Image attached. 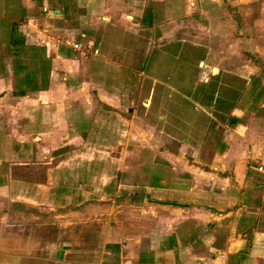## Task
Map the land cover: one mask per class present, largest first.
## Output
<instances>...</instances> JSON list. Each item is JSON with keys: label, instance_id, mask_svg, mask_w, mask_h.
Wrapping results in <instances>:
<instances>
[{"label": "crops", "instance_id": "obj_1", "mask_svg": "<svg viewBox=\"0 0 264 264\" xmlns=\"http://www.w3.org/2000/svg\"><path fill=\"white\" fill-rule=\"evenodd\" d=\"M38 45L48 84L17 88ZM254 47L264 0H0V264H264ZM61 123L45 154L74 156L38 167Z\"/></svg>", "mask_w": 264, "mask_h": 264}, {"label": "rangeland", "instance_id": "obj_2", "mask_svg": "<svg viewBox=\"0 0 264 264\" xmlns=\"http://www.w3.org/2000/svg\"><path fill=\"white\" fill-rule=\"evenodd\" d=\"M260 9V8H259ZM258 12H260V11H258V9L257 10H255V12L254 13H258ZM257 17H260V15H257ZM253 22V21H252ZM186 33L187 34H192L193 36H195V35H198L199 34V31L198 30H195L193 27H189L188 28V30L186 31ZM201 34V33H200ZM143 45H146V42H144V44ZM157 48H161V46H156ZM157 48H156V50H157ZM171 49H175V48H171ZM171 49H168V50H171ZM260 49L261 48H259V47H254V48H252V50H253V53L252 54H254V55H257V54H259V52H260ZM200 51H201V49H199ZM262 51L260 52L261 54H264V48H262L261 49ZM202 52V51H201ZM196 53V51L195 50H193L192 48L190 49V48H187V52H186V54H187V56L189 55H194ZM171 54H172V50H171ZM182 57V56H181ZM263 57V59H264V56H262ZM144 57H139V60H138V62H139V64H140V67L141 66H143V63H144ZM181 60H184V62H185V59L182 57L181 58ZM170 67H169V69H165V70H163V72H165V73H172V72H174V71H176V69L174 70V69H172L171 67V65H172V60L170 59ZM194 64V67H195V65H196V62L195 63H193ZM149 67V66H148ZM173 70V71H172ZM186 71V70H185ZM186 72H188V71H186ZM190 72V71H189ZM192 73V72H191ZM199 73H201L200 74V76L202 75V72L200 71ZM192 74H188V76H191ZM213 89V88H212ZM156 97L158 98V96H157V94H156ZM124 115H129V111H123L122 112ZM12 123H14V122H12ZM125 123V122H124ZM61 126H59V129H58V131H59V137H55V138H53V139H50L49 137H44V139H43V141H42V139H39L38 140V153H39V164H38V167H41V168H45V167H50L51 165H53V164H55V163H59V164H61L62 162H66V161H68V160H70L71 159V157H73L74 155H69V156H65L64 154H62L61 156H58L57 158H51L50 156H48L47 154H48V152L49 151H51V150H53V148H55V146H57V147H60V146H62L63 144H65L64 142L66 141V139H68L67 138V136L65 135V133H66V130H67V128H66V124H60ZM146 128H144V130H145ZM125 130V129H124ZM138 133H140V130H138L137 131ZM73 138H74V136H73ZM72 138V140H71V142L72 143H76L77 144V141L75 140V139H73ZM58 139V140H57ZM77 140H78V138H77ZM95 143V142H94ZM70 144V143H69ZM72 146V145H71ZM89 146H90V144H89ZM96 147V149H98V150H100L99 152L101 153V152H104V150H103V148L100 146V143H99V145H95ZM120 146H121V144H120ZM74 148H78V150H82V151H86L87 149H88V143H86V142H84V141H80V144L76 147V146H73ZM73 147H71V148H69L70 150H72V148ZM85 147V148H84ZM93 147V146H92ZM44 148V149H43ZM80 148V149H79ZM45 149H48L49 151H46ZM63 150H65V147H63L62 148ZM66 149H67V147H66ZM85 149V150H84ZM77 150V151H78ZM77 151L75 152V154H78L77 153ZM120 151H122V149L120 150ZM42 152H44L43 154H42ZM99 152H96V153H99ZM45 153H47V154H45ZM104 155H106V157H109L108 158V160L111 162H109L110 163V165H117V166H120L121 164H122V159L119 157L120 156V153L118 154V156H115V158H114V156H113V158H110V152H108V154H106V153H103ZM102 154V155H103ZM92 155V153L90 154V156ZM81 156H83V155H81ZM116 157H119V158H116ZM37 162H38V159L36 160ZM43 161H44V163H43ZM32 162H34V161H32ZM28 168H29V165H28ZM24 169V168H23ZM22 169V170H23ZM24 170H26V169H24Z\"/></svg>", "mask_w": 264, "mask_h": 264}, {"label": "trees", "instance_id": "obj_3", "mask_svg": "<svg viewBox=\"0 0 264 264\" xmlns=\"http://www.w3.org/2000/svg\"><path fill=\"white\" fill-rule=\"evenodd\" d=\"M29 49L33 50L32 54L27 53L22 60H17L16 66L14 67L16 76L14 86L18 88V86L23 85L24 82L27 87L44 88L48 84V71L51 66V59L46 54L44 47L38 45V56H36V52L34 51L35 48L29 47ZM17 67L21 69L27 67L28 73L25 75L23 73L21 74ZM34 72L38 73V80H35V78L31 76ZM236 257V264H241V260L247 259V255L245 254H238Z\"/></svg>", "mask_w": 264, "mask_h": 264}, {"label": "built area", "instance_id": "obj_4", "mask_svg": "<svg viewBox=\"0 0 264 264\" xmlns=\"http://www.w3.org/2000/svg\"><path fill=\"white\" fill-rule=\"evenodd\" d=\"M70 45H71V47L73 48V49H75V50H79L80 48H81V44L80 43H78V42H70ZM260 168V167H259ZM220 257L221 258H224L225 257V255L224 254H221L220 255ZM221 264H225V262L223 261V262H221Z\"/></svg>", "mask_w": 264, "mask_h": 264}, {"label": "water", "instance_id": "obj_5", "mask_svg": "<svg viewBox=\"0 0 264 264\" xmlns=\"http://www.w3.org/2000/svg\"><path fill=\"white\" fill-rule=\"evenodd\" d=\"M200 64H202V62H200Z\"/></svg>", "mask_w": 264, "mask_h": 264}]
</instances>
